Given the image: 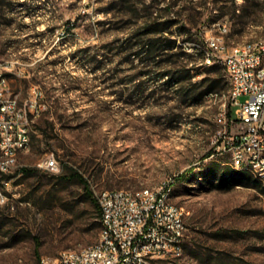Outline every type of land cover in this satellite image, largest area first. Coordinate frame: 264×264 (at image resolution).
Instances as JSON below:
<instances>
[{
	"label": "rangeland",
	"instance_id": "374dc122",
	"mask_svg": "<svg viewBox=\"0 0 264 264\" xmlns=\"http://www.w3.org/2000/svg\"><path fill=\"white\" fill-rule=\"evenodd\" d=\"M125 1L121 7V0H0V62L23 73L11 77V91L22 106L34 91L43 94L30 150L16 159L37 174L0 176L11 181L0 205V264H41L98 241L102 225L84 185L61 179L71 169L95 196L170 183L188 228L180 264H264V183L253 173L258 187L223 181V172L235 168L214 142L219 132L237 130L224 69V88L195 104L177 91L181 85L145 77L147 69H161L133 56L147 6L178 1L158 13L179 20L165 36L176 40L170 53L183 54L188 38L206 49L202 35L220 23L229 24L231 47L264 40V0ZM207 66L191 84L215 77ZM51 156L59 171L45 168ZM191 168L188 180H178Z\"/></svg>",
	"mask_w": 264,
	"mask_h": 264
},
{
	"label": "built area",
	"instance_id": "2783aa9c",
	"mask_svg": "<svg viewBox=\"0 0 264 264\" xmlns=\"http://www.w3.org/2000/svg\"><path fill=\"white\" fill-rule=\"evenodd\" d=\"M221 32H230L227 22L224 30L206 29L202 35V43L207 45L204 63H221L229 81H234L235 104L231 112L237 130L231 134L219 132L214 142L230 160H235V165L258 160L259 169L264 171V42L249 46V51H230L229 45L220 40ZM22 75L19 69L0 62V153L11 157L17 146L27 147L24 130H29L32 117L43 110V94L39 91L28 97V106H20L10 82L12 76ZM13 109H20V116H13ZM222 115L226 120L227 110ZM22 168L0 165V176L10 178ZM45 168L60 170L54 156L45 161ZM0 184H4V196H0L3 205L11 181L4 179ZM166 195H172L170 183L160 188L96 193L101 222L107 225L106 240L77 260L63 258L59 253L42 259L41 264H180L185 253L168 245V237L182 239L186 245V215L176 216L175 202L166 206Z\"/></svg>",
	"mask_w": 264,
	"mask_h": 264
},
{
	"label": "trees",
	"instance_id": "16d2710c",
	"mask_svg": "<svg viewBox=\"0 0 264 264\" xmlns=\"http://www.w3.org/2000/svg\"><path fill=\"white\" fill-rule=\"evenodd\" d=\"M126 3L125 0H121V7ZM178 1L173 4H168L164 9H153V6H147L145 9L146 16H144V22L141 23V26L138 28V33L135 36V39H138V42L134 44L138 47V50L133 53V56L139 58L143 63L147 64V66H154V71L159 69L160 72L157 74H153L152 70L147 69L144 71V75L150 76L154 75L158 80H162L167 78L165 81L166 84L172 87H180L177 91H186V95L189 98L190 102L195 104H200L208 95L219 91L224 88V77L221 71V67H224L220 64H214L211 66H207L204 63L205 56V48L199 43L195 42L193 38H188L186 40V44L184 45V53H170L176 46V40L172 38H167L165 36L166 33L175 25H178L179 20L175 19H167L166 15L158 12H162L168 10V8H173L177 5ZM157 10V11H156ZM127 15V14H125ZM179 15H175L174 17H178ZM184 29V26L180 27V30ZM191 42V43H190ZM187 44H194L193 51H187ZM182 56H187L188 61L183 62L177 58ZM193 60L194 64L189 67V61ZM192 61V62H193ZM191 62V63H192ZM168 64L170 66L169 70H165L164 65ZM208 67L212 75H215L213 78H203L200 83L191 84V81L196 77V71L201 67ZM163 69V70H162ZM225 71V70H224ZM226 74V71H225ZM227 76V74H226ZM228 78V77H227ZM188 83V84H187ZM229 84V79L228 82ZM214 152L210 151L205 157H210ZM195 168H191L183 172L178 180L186 181L190 178V176L194 173ZM20 172V171H19ZM21 172L27 176L36 175L38 170L23 167ZM225 175L223 181H227V183L232 184L233 186H247V187H258L261 182L257 179L254 180V175L251 172L239 171V170H230L224 171ZM63 181H71L75 180L84 185L86 190L87 197L92 201L94 209L98 218V225H102L101 218L102 212L101 208L98 204V201L93 194V192L89 188V184L84 178L82 174L78 171L71 169L70 173L65 174L61 177Z\"/></svg>",
	"mask_w": 264,
	"mask_h": 264
},
{
	"label": "bare ground",
	"instance_id": "6f19581e",
	"mask_svg": "<svg viewBox=\"0 0 264 264\" xmlns=\"http://www.w3.org/2000/svg\"><path fill=\"white\" fill-rule=\"evenodd\" d=\"M226 23H220L218 24V30H224ZM229 35V32H221L220 33V40L221 42H225L228 44L227 37ZM264 42V40H257V41H249L244 44L238 45L236 47H231L229 44L230 51H249V46L255 45L256 43ZM206 45V44H205ZM207 55V48L205 49V56ZM214 64H220L221 63H205V65H214ZM7 66L13 67L11 64L6 63ZM229 97L231 100V105L234 106L235 104V84L234 81H230V91H229ZM20 106L21 103H20ZM25 106H28L25 105ZM13 116H20V109H13ZM30 124L29 122V130H24V142L27 144V147L24 149V146H17V152L14 154V157H11L8 153H0V165L2 166H10V165H16V159L19 157L20 154L26 153L30 150L31 146V135H30ZM232 161V166L235 169L251 172L256 175V177L264 183V171L259 169V163L258 160H251V162H242L238 165H235V160ZM151 189V188H146ZM0 196H4V184H0ZM166 206H173V200L172 195H166ZM176 206V216H183V212L181 208L175 204ZM107 238V225L105 222H102V228L100 232L99 239L96 243L80 248V249H69L64 250L60 252V255L63 258H69V260H77L79 257L86 256L88 254V251L91 249H94L96 246H98V243L100 241H105ZM168 245L173 246L174 248H180V253H185V245H183V240L176 238V237H168ZM43 259H50V257H45Z\"/></svg>",
	"mask_w": 264,
	"mask_h": 264
}]
</instances>
